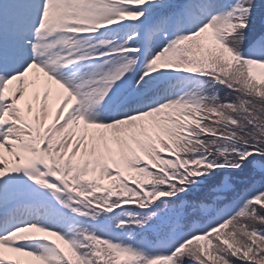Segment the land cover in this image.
Segmentation results:
<instances>
[{"label":"snow or ice","instance_id":"snow-or-ice-1","mask_svg":"<svg viewBox=\"0 0 264 264\" xmlns=\"http://www.w3.org/2000/svg\"><path fill=\"white\" fill-rule=\"evenodd\" d=\"M0 264H264V0H0Z\"/></svg>","mask_w":264,"mask_h":264}]
</instances>
